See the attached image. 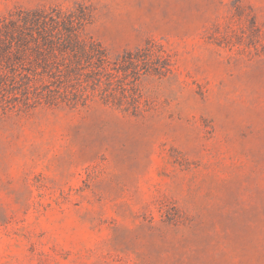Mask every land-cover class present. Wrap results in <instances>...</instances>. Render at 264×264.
<instances>
[{"label":"rangeland","instance_id":"obj_1","mask_svg":"<svg viewBox=\"0 0 264 264\" xmlns=\"http://www.w3.org/2000/svg\"><path fill=\"white\" fill-rule=\"evenodd\" d=\"M31 10L165 67L108 99L106 76L0 61V264H264V0H0V21Z\"/></svg>","mask_w":264,"mask_h":264},{"label":"trees","instance_id":"obj_2","mask_svg":"<svg viewBox=\"0 0 264 264\" xmlns=\"http://www.w3.org/2000/svg\"><path fill=\"white\" fill-rule=\"evenodd\" d=\"M60 17L47 20L41 10H31L9 22L0 21V61L33 59L37 62V67H42L39 74L47 73L48 76L56 78L59 84H66L67 87V83L74 79L86 82L92 80V87L95 89L106 76L104 93L108 99L118 97L119 87L114 84L120 80V75H132L137 79L142 69L163 71L165 56L160 50L149 46L127 50L112 64L107 48L100 41L82 36L80 27L84 16L69 13ZM10 52L12 54H8ZM43 77L40 76V79ZM51 91L48 90L46 94L42 92L41 95L45 94L53 99ZM81 92V98L89 97L84 89ZM121 93L120 101H128L130 97L132 102L136 98L132 93L127 94V87L121 86ZM77 97L75 94L74 98Z\"/></svg>","mask_w":264,"mask_h":264}]
</instances>
